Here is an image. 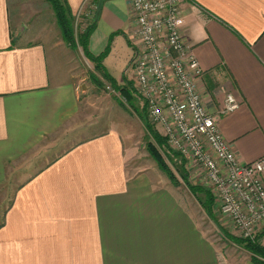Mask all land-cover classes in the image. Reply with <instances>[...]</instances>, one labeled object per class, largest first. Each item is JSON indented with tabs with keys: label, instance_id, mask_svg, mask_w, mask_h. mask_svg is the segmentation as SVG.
Returning a JSON list of instances; mask_svg holds the SVG:
<instances>
[{
	"label": "crops",
	"instance_id": "obj_1",
	"mask_svg": "<svg viewBox=\"0 0 264 264\" xmlns=\"http://www.w3.org/2000/svg\"><path fill=\"white\" fill-rule=\"evenodd\" d=\"M66 1L74 16L87 2ZM182 12L207 112L241 163L259 159L264 0H183ZM134 27L129 0H106L89 52L128 42L132 54ZM72 67L46 0H0V193L11 176L25 177L0 210V264H251L223 256L190 193L156 168L127 169L130 149L115 132L76 143L38 171L15 168L76 115ZM229 94L239 107L221 115Z\"/></svg>",
	"mask_w": 264,
	"mask_h": 264
},
{
	"label": "built area",
	"instance_id": "obj_2",
	"mask_svg": "<svg viewBox=\"0 0 264 264\" xmlns=\"http://www.w3.org/2000/svg\"><path fill=\"white\" fill-rule=\"evenodd\" d=\"M133 11V72L147 120L213 194L220 216L238 238L264 230V156L241 163L198 92L204 71L183 38V0H129ZM239 107L226 95L221 115ZM191 170V172H192Z\"/></svg>",
	"mask_w": 264,
	"mask_h": 264
},
{
	"label": "rangeland",
	"instance_id": "obj_3",
	"mask_svg": "<svg viewBox=\"0 0 264 264\" xmlns=\"http://www.w3.org/2000/svg\"><path fill=\"white\" fill-rule=\"evenodd\" d=\"M97 5L98 2L87 0L81 12L75 15L73 23L75 36L94 19L97 14ZM54 24L57 26L55 14ZM69 49L73 57L72 76L77 91V113L66 123L63 130L45 141L43 149L37 148L36 151L28 153L16 163L15 168L38 171L50 165L76 143L115 132L126 139L125 142L130 149L127 169H158L171 184L182 189V193H190L193 196L196 201L194 205L200 212L196 211L200 227L225 258L237 261L248 259L251 264H256L246 244L238 242L243 240L238 238L232 226L220 216L213 194L201 181L202 174L193 172L192 161L174 153L166 143L161 130L148 122L145 102L136 90L132 64L134 51L132 49V54L130 53L131 48L128 42H120L115 52H108L102 60V67L115 86L106 81L99 68L84 56L81 47H69ZM121 88L128 91L130 99L126 100L122 96ZM155 136L162 139V144L156 140ZM156 156H159L162 162L158 161ZM160 163L166 166V170L162 169ZM168 171L173 179L170 178ZM24 179L23 176H11L6 181L0 193L1 212L11 204L15 191ZM191 187L205 190V194L195 192L193 194ZM207 195L212 199L210 210L204 205ZM260 234V230L257 231V235ZM256 245L264 249L263 237H258Z\"/></svg>",
	"mask_w": 264,
	"mask_h": 264
},
{
	"label": "trees",
	"instance_id": "obj_4",
	"mask_svg": "<svg viewBox=\"0 0 264 264\" xmlns=\"http://www.w3.org/2000/svg\"><path fill=\"white\" fill-rule=\"evenodd\" d=\"M46 1L47 3L50 4L55 14L57 26H58L60 36L63 42L70 48L71 47L76 48L77 46L81 47L83 50L84 56L87 59H89L91 62H93L96 65V67L99 68L101 75L105 78V80L112 84V80L107 76L106 71L102 67V60L107 56L109 52V47H107V49L101 55L97 57H94L93 55H91V53L88 50L89 39L91 37V34L96 28L101 6L106 0H94V2H98V5H97L98 9L96 12L97 14L94 17V19L90 23L87 24L85 29L81 33H78L76 36H75L74 27H73L75 16L73 15L71 8L68 5L67 1L66 0H46ZM112 86H115V85L112 84ZM120 92L122 93V96L126 100L131 98L128 91H126V89L121 88ZM148 127L151 128L149 125ZM155 137H156V140L162 144V139H160L157 136ZM156 158L158 161H161L159 156H156ZM160 164H161L162 169L166 170V166L163 165V163H160ZM168 174L170 178L173 179V176L171 175L169 171H168ZM191 189H193V194L194 192L205 194L204 193L205 190L195 189L194 187H191ZM205 203L204 205L206 206V208L210 210L211 203H212V199L210 196L207 195ZM261 235L263 236L264 232H261ZM258 237L259 236L257 235L254 242H245L241 240H238V242H241L242 244H246V248L248 249L249 252L253 254V258H254L253 261L256 264H260V263L264 264V249H261L259 248L258 245H256V241Z\"/></svg>",
	"mask_w": 264,
	"mask_h": 264
}]
</instances>
